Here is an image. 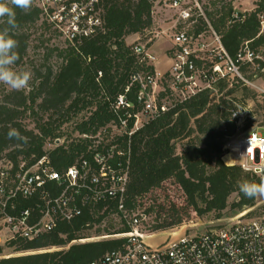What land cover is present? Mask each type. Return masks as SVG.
<instances>
[{
	"label": "trees",
	"instance_id": "trees-1",
	"mask_svg": "<svg viewBox=\"0 0 264 264\" xmlns=\"http://www.w3.org/2000/svg\"><path fill=\"white\" fill-rule=\"evenodd\" d=\"M155 1L101 0L104 20L101 33L76 45L67 43L63 49L49 50L46 62L33 67V82L29 88L9 90L4 95L0 101V161L5 159L17 166L47 155L52 167L64 172L78 160L92 162L96 153L106 155L110 144L105 148L103 145L117 141L116 150L123 149L127 156L120 157L115 150L110 159L112 163H116L114 160L125 162L129 157V181L124 200L127 212L141 209L144 215L162 213L164 205L158 199L166 195L159 194L157 199L153 193L169 181L182 191L188 207L199 218L213 215L215 219H221L229 209L240 213L253 209L259 197L244 196L239 185L245 181L259 183L262 176L238 166H228L222 159L229 137L238 134L237 121L231 116L234 103L243 107L249 100H257V93L246 85L230 87L226 81H220L215 85L218 97L212 96V91H205L151 120L131 137L118 136L111 131L100 134L104 127L117 119L113 106L120 95H125L134 104V111L141 109L137 102L140 86L131 85L133 75H156L154 65L142 61V57L135 53L137 42L129 44L127 41L138 35L141 43L152 44L149 35L155 31ZM171 1L160 0L159 4L164 10L168 7L166 2ZM256 5L254 11L245 15V20L236 23H229L233 10L231 4L221 8L214 4L213 11L206 9L213 27L222 34L224 47L233 57L246 43L264 57L261 23L264 0H259ZM14 10L17 27L10 28L7 17H4L0 18V31L9 29L8 35L17 41L14 51L19 56L16 63H20L29 48L27 28L41 22L42 29L57 31L41 16L34 0L29 11ZM55 52L62 59L58 68L49 63ZM263 68L264 61L258 60L255 65L244 66L243 73L250 79L264 77ZM167 77L168 73L163 77L164 82ZM118 114L123 112L118 111ZM253 117L252 113L249 114L244 130L256 125L258 121ZM29 118L34 119L35 129L26 125ZM72 121L80 137L55 144L65 135L63 127ZM10 128L17 129L28 142L10 140L7 136ZM49 143L55 146L49 149ZM229 156L224 160L230 163ZM233 195L237 200L230 204ZM33 205L30 200L20 201L21 209ZM119 206L117 197L89 202L80 216L71 221L58 220L53 230L37 238H18L6 246L0 245V264H90L108 252L123 249L127 238L74 243L90 238L87 231L99 227L113 215L119 217L123 225L114 233L105 230L106 235L131 232V227L122 220ZM169 209H173V216L157 223L155 230H167L183 222L181 216H174L178 212L176 204ZM250 213L255 214L257 210ZM97 232L102 231L98 228ZM51 248L61 249L41 252ZM5 249L21 255L3 257Z\"/></svg>",
	"mask_w": 264,
	"mask_h": 264
},
{
	"label": "built area",
	"instance_id": "built-area-1",
	"mask_svg": "<svg viewBox=\"0 0 264 264\" xmlns=\"http://www.w3.org/2000/svg\"><path fill=\"white\" fill-rule=\"evenodd\" d=\"M34 3L41 16L71 45L104 30L101 0H34ZM166 4L176 11L167 30L174 43L173 65L167 79L164 82L162 76L158 84L157 74L133 75L131 85L140 86L137 102L141 109L134 111V104L120 95L113 106L117 119L100 134L111 131L131 137L151 120L205 91H212V96L218 97L215 85L220 81H226L230 87L243 84L258 88L244 76L243 67L264 61L262 53L246 43L236 56H231L223 45L222 34L211 23L207 6H202L199 0H172ZM232 8L229 23L245 20L246 13L237 11L234 2ZM261 20L264 30V18ZM148 44L138 39L135 53L142 61L153 64L156 57L150 53ZM259 93L264 98V88H259ZM234 106L231 116L238 126L244 110L237 103ZM262 142L264 134L254 130L229 137L223 162L264 176ZM109 144L106 155L96 153L92 162L78 160L64 172L56 171L47 155L17 166L5 159L0 161V241L2 230L8 243L18 238H37L53 230L58 220L71 221L81 215L89 202L106 197L119 198V209L126 217L129 157L125 162L112 163L110 159L119 143L107 142L103 148ZM116 151L120 157L127 156L123 149ZM227 155H231L232 162L224 160ZM21 200H30L34 205L21 209ZM256 210L255 215L243 212L219 225L199 221L192 226L193 232L155 248L145 242L146 235L131 228V232L125 233L127 243L123 249L108 252L90 264H264V201ZM140 221L139 214H134L128 224L137 226Z\"/></svg>",
	"mask_w": 264,
	"mask_h": 264
},
{
	"label": "rangeland",
	"instance_id": "rangeland-1",
	"mask_svg": "<svg viewBox=\"0 0 264 264\" xmlns=\"http://www.w3.org/2000/svg\"><path fill=\"white\" fill-rule=\"evenodd\" d=\"M202 6H207V11H213L215 9L214 4L219 8V6L222 4L225 6H228L231 4L237 11L242 12L243 14L251 13L254 11L257 7V2L259 0H199ZM236 1V2H235ZM160 0L155 1V7H154V21H155V31L149 35L153 39V42L150 46L151 50L150 53L156 57V60L153 62V65L155 67L156 74L158 76L157 81L158 84L161 83V78L164 76L167 72L171 71L172 65H173V58H172V49L174 47L173 41L169 37V32L167 31L169 26H171L172 18L175 15L176 11L171 9L169 6L166 7L164 10L160 4ZM211 4V6L208 7V5ZM41 22L37 23V25L32 26L28 29V32L30 34V41H29V48L27 51V54L23 58V60L20 61V63H16L13 68L16 71H30L32 73V79L29 82L30 86L33 82V67L35 65L44 64L46 62V55L49 50H54L56 48L63 49L66 47L67 42L66 40L58 33H54L51 31H46L40 27ZM165 32V33H164ZM140 39V38H139ZM129 40V39H128ZM151 41V40H150ZM138 43V40L130 39L129 44ZM50 65H53L55 68H58L61 63L62 59L60 58L59 54L57 52L53 53L50 56L49 60ZM244 76L249 79L252 83L258 86V88H253L251 86H248L249 88L253 89L257 93V100H249L246 102V105L243 106V114H242V121L238 122V134L246 133L247 130H244V124L246 119L249 117V114H253V119H256L258 122L256 125L251 128L250 130L258 131L260 133L264 134V98L259 93V88H264V77H257V78H248L245 74ZM29 88V87H27ZM11 90L6 85L0 83V101L3 99L4 95ZM26 125L30 129L36 128V123L33 118H29L26 120ZM262 125V126H261ZM74 123L73 121L68 123L63 127V132L65 133L62 140L58 139L55 144H63L65 141L69 140V138L75 140L76 138L80 137L79 133L74 130ZM248 130V131H250ZM237 134V135H238ZM54 143H49L47 147L53 148L55 146ZM180 151V148H179ZM228 160L231 162V157L229 156ZM161 195H166V197H159ZM170 195V197H168ZM158 199V201L163 204L164 210L162 213L158 214H146L144 215L143 210H136L134 212H127L126 217L124 214H122V220L124 224H128V221L133 218L134 214H139V217L141 218L140 223L137 226H132V230H137L139 233H142L146 235L145 242L152 246L153 248L165 245L170 243L171 241L179 239L182 235L188 234L193 232L195 229L192 227L193 225L197 224L199 221H202L205 225L208 224H215L219 225L222 223H226L228 220L235 218L237 215L240 214V212H235L229 209L223 218L221 219H215L213 215L207 216L205 218H199L194 215L192 210L188 207L187 203L184 200V196L182 191L175 185V183L169 181L167 182L163 188L158 190L156 193H153V197ZM171 198V199H170ZM237 200V196L233 195L229 202L232 204ZM264 201V198H258L256 208ZM147 204H149V201H147ZM173 204H176L178 212L174 214V216H181L183 218V222L180 225H177L173 228H169L167 230H155L154 227L157 223L163 222L164 218L173 216L172 210L169 209L170 206ZM170 210V211H169ZM250 209L244 211L247 212V215H252L253 213H250L252 211H249ZM252 210V209H251ZM243 213V212H241ZM256 214V213H255ZM253 214V215H255ZM160 218V219H159ZM123 223L121 219L115 215L110 216L109 219H106L99 227H92V229L87 231L88 236H91L90 238L81 239L77 242H87V241H98L105 238H127L125 233L121 234H111L106 235L105 230H109L108 233H114L117 230H119L122 227ZM129 225V224H128ZM101 230V233H98L97 230ZM192 228V229H191ZM1 233V241L0 244L2 246L8 245V242H6V232L2 230ZM8 236V235H7ZM61 248H51L47 250H41L42 251H54V250H60ZM21 255L20 253H15L11 249H5L3 253V257H11V256H18Z\"/></svg>",
	"mask_w": 264,
	"mask_h": 264
},
{
	"label": "clouds",
	"instance_id": "clouds-1",
	"mask_svg": "<svg viewBox=\"0 0 264 264\" xmlns=\"http://www.w3.org/2000/svg\"><path fill=\"white\" fill-rule=\"evenodd\" d=\"M32 5L33 0H0V18L7 17V24L10 28L14 29L17 27L14 9L19 8L27 12L31 9ZM8 31L9 29L0 31V83L6 85L11 90L21 91L28 87L32 79V73L27 70H14L13 66L19 59V56L14 51L17 47V41L8 35ZM7 136L10 140L14 139L24 144L28 142L27 137L22 136L15 128H10ZM248 151L251 152L252 149L249 148ZM261 151H264V148ZM239 191L248 198H264V176L261 177L259 183L248 181L241 183Z\"/></svg>",
	"mask_w": 264,
	"mask_h": 264
},
{
	"label": "crops",
	"instance_id": "crops-1",
	"mask_svg": "<svg viewBox=\"0 0 264 264\" xmlns=\"http://www.w3.org/2000/svg\"><path fill=\"white\" fill-rule=\"evenodd\" d=\"M140 37L138 35H133L131 37H129L128 39H135V40H138ZM129 40H127L129 42Z\"/></svg>",
	"mask_w": 264,
	"mask_h": 264
}]
</instances>
